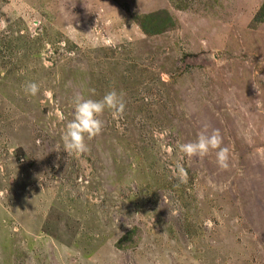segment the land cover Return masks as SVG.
Segmentation results:
<instances>
[{"label":"rangeland","instance_id":"obj_1","mask_svg":"<svg viewBox=\"0 0 264 264\" xmlns=\"http://www.w3.org/2000/svg\"><path fill=\"white\" fill-rule=\"evenodd\" d=\"M263 4L0 0V264H264ZM110 90L123 114L67 155L74 97ZM205 125L226 169L180 150Z\"/></svg>","mask_w":264,"mask_h":264},{"label":"clouds","instance_id":"obj_2","mask_svg":"<svg viewBox=\"0 0 264 264\" xmlns=\"http://www.w3.org/2000/svg\"><path fill=\"white\" fill-rule=\"evenodd\" d=\"M110 42V41H109ZM26 95L36 96L39 92V85L35 82H29L24 86ZM73 119L67 123L66 130L62 135L64 152L67 155L79 157L88 151L86 139L97 135L102 129L100 115L107 109L111 112L113 118H119L124 111L125 102L123 93L116 90H110L101 99L85 98L77 94L73 101ZM63 119L62 116H60ZM208 126L198 134L196 142L183 144L180 150L188 156H205L210 150L219 148L216 153V159L219 167H228V149L219 147L221 137L218 130L208 133ZM85 163L84 161H80Z\"/></svg>","mask_w":264,"mask_h":264},{"label":"trees","instance_id":"obj_3","mask_svg":"<svg viewBox=\"0 0 264 264\" xmlns=\"http://www.w3.org/2000/svg\"><path fill=\"white\" fill-rule=\"evenodd\" d=\"M264 22V4L260 8L258 15L254 19L256 25ZM142 30L148 35L162 34L164 29L172 27L174 22L167 12H154L143 17L140 22Z\"/></svg>","mask_w":264,"mask_h":264}]
</instances>
